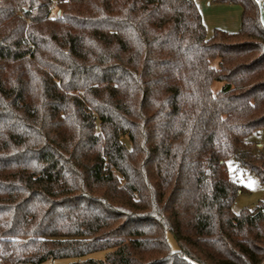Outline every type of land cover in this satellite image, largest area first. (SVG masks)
Returning a JSON list of instances; mask_svg holds the SVG:
<instances>
[{
	"label": "trees",
	"instance_id": "1",
	"mask_svg": "<svg viewBox=\"0 0 264 264\" xmlns=\"http://www.w3.org/2000/svg\"><path fill=\"white\" fill-rule=\"evenodd\" d=\"M213 2L237 31L195 0H0V264L264 262L225 162L264 183V25Z\"/></svg>",
	"mask_w": 264,
	"mask_h": 264
},
{
	"label": "rangeland",
	"instance_id": "2",
	"mask_svg": "<svg viewBox=\"0 0 264 264\" xmlns=\"http://www.w3.org/2000/svg\"><path fill=\"white\" fill-rule=\"evenodd\" d=\"M202 18H204V25L206 29V34L210 35L214 28L222 29L217 27L214 22L217 21V17L222 13L221 5L224 3H216L213 0H195ZM261 6V4H259ZM262 8V6H261ZM264 11V10H263ZM209 22V23H208ZM213 24V25H212ZM220 82H214L212 89H218L220 87ZM245 142H248L257 147L258 152L264 154V125L258 130L249 133L245 138ZM229 177L237 182L243 187V191L236 194L233 203L231 205V210L233 213L238 214L243 209L252 210L259 205L260 202H264V183L260 182V179L249 172V170L241 166L234 158H229L226 161ZM167 241L169 245L174 249L176 248V243L173 237L168 234ZM105 256V252L99 251L92 253L88 257L101 259ZM67 259L57 260L56 263H65ZM264 264V262L262 263Z\"/></svg>",
	"mask_w": 264,
	"mask_h": 264
},
{
	"label": "crops",
	"instance_id": "3",
	"mask_svg": "<svg viewBox=\"0 0 264 264\" xmlns=\"http://www.w3.org/2000/svg\"><path fill=\"white\" fill-rule=\"evenodd\" d=\"M221 6L222 7L220 9L222 13L217 17L218 22L215 21L214 24L217 27H221L223 30L226 31H230V32L237 31L240 27L241 7L237 4H228V3H224ZM261 6L259 5L260 19L264 25V11H263L264 3H262ZM204 20L205 19L202 18L203 23H205Z\"/></svg>",
	"mask_w": 264,
	"mask_h": 264
},
{
	"label": "built area",
	"instance_id": "4",
	"mask_svg": "<svg viewBox=\"0 0 264 264\" xmlns=\"http://www.w3.org/2000/svg\"><path fill=\"white\" fill-rule=\"evenodd\" d=\"M256 1V3H258V4H262V3H264V0H255Z\"/></svg>",
	"mask_w": 264,
	"mask_h": 264
}]
</instances>
